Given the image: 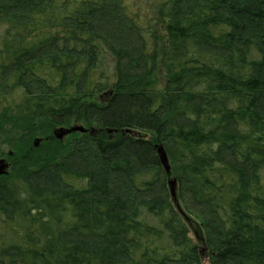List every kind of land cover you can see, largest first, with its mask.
I'll return each instance as SVG.
<instances>
[{
	"label": "trees",
	"instance_id": "obj_1",
	"mask_svg": "<svg viewBox=\"0 0 264 264\" xmlns=\"http://www.w3.org/2000/svg\"><path fill=\"white\" fill-rule=\"evenodd\" d=\"M0 98L87 129L19 137L0 264H264V0H0Z\"/></svg>",
	"mask_w": 264,
	"mask_h": 264
},
{
	"label": "rangeland",
	"instance_id": "obj_2",
	"mask_svg": "<svg viewBox=\"0 0 264 264\" xmlns=\"http://www.w3.org/2000/svg\"><path fill=\"white\" fill-rule=\"evenodd\" d=\"M12 105L11 103H5L3 99L0 98V113H5L6 109H9V107ZM76 125H80V123L72 124L70 127H74ZM61 128L58 126L52 127L51 125L47 123L39 124L34 123L31 126H23V128H20L19 133H16L14 129H12V137L11 139H14V141L10 142V139L5 135L4 140L0 139V150L3 152V154L0 156V160H3L6 164V168H4V171H6L7 174L10 175L11 171L10 168L12 167V164L14 162L13 158L16 156L18 149H22L21 145V137L23 131L24 132H30V139L27 141V148L28 149H35V150H44L49 143L51 142L52 138L58 139L56 136H54V129ZM87 130V129H86ZM93 131V132H92ZM81 133V132H80ZM91 133H94V130H91ZM112 134V133H111ZM8 139H7V138ZM0 138H3L2 136ZM69 139V136H66V138L63 140L64 143ZM59 140V139H58ZM9 141V142H8ZM5 175V174H4ZM9 236L1 229L0 227V239L4 241H10ZM1 245V241H0Z\"/></svg>",
	"mask_w": 264,
	"mask_h": 264
},
{
	"label": "water",
	"instance_id": "obj_3",
	"mask_svg": "<svg viewBox=\"0 0 264 264\" xmlns=\"http://www.w3.org/2000/svg\"><path fill=\"white\" fill-rule=\"evenodd\" d=\"M77 132L86 133L87 130L83 126H80V125H76V126L71 127V128H66V127L65 128H56V129H54V136H56L60 141H63L68 134L77 133ZM157 152L159 153L161 164H163L166 172L168 174H170L171 173L170 164H169V160H168V155L165 152L164 147L158 146ZM6 167L7 166L4 163V161L0 160V175L1 174H7L6 171H4V168H6ZM169 186L171 189V197L173 199V203H174L175 207L179 210V212H181V214L187 220V222L189 224H191V220L185 215V213L183 212V209L181 208V205H180V200L178 197L177 181L175 179H172L169 182ZM191 228L193 229V225L191 226Z\"/></svg>",
	"mask_w": 264,
	"mask_h": 264
},
{
	"label": "flooded vegetation",
	"instance_id": "obj_4",
	"mask_svg": "<svg viewBox=\"0 0 264 264\" xmlns=\"http://www.w3.org/2000/svg\"><path fill=\"white\" fill-rule=\"evenodd\" d=\"M67 136H70V134H68Z\"/></svg>",
	"mask_w": 264,
	"mask_h": 264
}]
</instances>
